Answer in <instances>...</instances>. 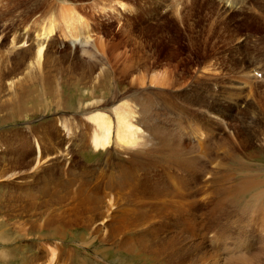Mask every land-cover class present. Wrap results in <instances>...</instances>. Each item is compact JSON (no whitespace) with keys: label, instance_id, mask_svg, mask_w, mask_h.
Masks as SVG:
<instances>
[{"label":"rangeland","instance_id":"374dc122","mask_svg":"<svg viewBox=\"0 0 264 264\" xmlns=\"http://www.w3.org/2000/svg\"><path fill=\"white\" fill-rule=\"evenodd\" d=\"M123 5L125 8L120 9ZM68 9L69 15L63 17L61 10ZM73 16L78 17L81 24L88 25L87 36L84 34L83 37L90 38V43L95 44V53L83 56L78 43L74 44L76 47L71 46L72 41L64 38V21ZM48 21L53 23L54 32L37 37ZM54 40L63 44L60 46ZM50 42L53 43L50 45ZM40 43L43 45L41 52L46 49V58L50 59L47 62L42 59L37 65L32 52ZM254 61L264 63V0H242L235 9L225 7L219 0H0V196L3 197L0 264H31L30 258L35 259L40 254L43 258L35 264H191L192 258L188 254L183 260L175 259L163 246L158 248L155 262L143 258L144 252L135 256L125 253L120 239L108 234L107 224L112 220L104 216L109 206L106 198L100 202L97 215L88 213L87 221L75 222L73 201L64 199L72 190L70 182L87 189L88 195L98 191L97 195L102 196L104 189L108 190V174L112 171L130 177L135 174V186L140 189L143 183L152 187L154 175L164 174L162 166H172L167 169L169 179H161L167 181L164 186L157 184L155 194L159 199L156 204H160L162 211L157 221L149 227L143 224L128 226L129 232L137 237L140 234L152 244L154 238L150 228H159L161 240L176 238L175 235L181 232L182 214L170 206V201L175 193L181 194L179 190L185 183L184 195L190 186L194 188L195 183L199 186L198 196L202 200L197 220L206 224L202 231L210 230L215 223L207 225L206 208L218 198L215 187L229 182L234 184L240 171L230 169V159H224L223 150L216 151L215 145L200 159L204 169L210 159L221 161V166L217 164L211 173L205 175V170L198 171L200 167L194 173L179 170L175 163L164 160L168 157V149L151 133L147 134L151 137L148 146L131 150L111 146L94 151L88 136L75 134L83 130L88 133L84 116L79 115L113 98L119 100L117 106L129 104L139 114L146 106L144 111L149 122L152 118L153 124L169 130L168 136L174 131L178 133L182 137L181 147L190 144L202 150L207 139L200 143L198 132L205 130L204 124L213 125L218 120L209 116L220 113L223 117L228 106L227 116L233 118L225 122L231 125L223 131L212 128V135L214 139L228 142L233 136L236 156L244 165L261 166L262 179L264 155L255 153L251 161L246 155L262 148L256 140H264V106L260 105L264 101V86L259 87L260 83L257 86L258 91H262V100L254 97V91L243 89L236 82L239 67L252 71L257 65ZM121 69L124 74L120 73ZM165 73L169 74V80L161 85L155 82L156 78L162 80ZM26 80L36 83L33 84L41 95L36 94L39 96L37 105L27 103L20 112L17 103L23 96L18 83H26ZM241 93L244 94L242 98ZM164 94L168 95L166 103ZM228 97L234 99L229 102ZM111 107V104L101 106L106 111ZM80 127L83 130L78 129ZM136 127L142 130L141 125ZM242 129L247 130L248 136L235 137L234 132ZM246 137H250V141L242 145ZM194 139L200 144H192ZM36 147L40 148L38 157H35ZM34 158L42 164L31 170ZM62 175H66L69 183H62ZM217 176L221 181H217ZM171 177L179 188L168 184ZM224 178L229 180L222 181ZM259 187L263 190L264 183ZM112 190L110 192H115ZM164 190L168 192L166 195ZM205 192H208L207 196ZM229 196L230 204L234 203L232 200H241ZM244 199L246 201L248 196ZM165 200L169 201L166 203ZM225 200L222 199L224 205ZM115 205L119 207L115 210L119 214L128 213L130 207L143 209L141 203L117 201ZM263 210L264 205L259 207V214ZM56 213L60 215L58 218ZM68 219L73 221L65 225L64 221ZM221 231L224 238L229 239ZM237 236L244 235L237 232Z\"/></svg>","mask_w":264,"mask_h":264},{"label":"bare ground","instance_id":"6f19581e","mask_svg":"<svg viewBox=\"0 0 264 264\" xmlns=\"http://www.w3.org/2000/svg\"><path fill=\"white\" fill-rule=\"evenodd\" d=\"M220 1H221L222 5H224L225 7L228 6L232 9H235L236 6L238 4H240V2L242 0H223V1L219 0V2ZM118 4H121V3H118ZM119 8L123 9V8H125V6L124 5L119 6ZM69 13H70V11L68 9L66 11L61 10L60 14H62V16L63 15L67 16V14L69 15ZM75 16H78V15H75ZM64 23H65V26H64L65 31H64L63 36H64V38L72 41L71 46L78 43L76 45H78L77 46L78 49L79 48L82 49L81 52H83V56H84V54L89 55V54H91V52L95 53V50H96V48L94 47L95 44L92 45L90 43V38L88 39L87 37H83L84 34H86L85 32L87 30L88 25H83V23L81 24V21L78 19V17H74V16L67 18V21H64ZM53 26H54L53 23L51 21H48L44 28H41L42 26L40 27L42 30L40 29V31L38 32V34L36 36L39 37L40 35L43 36V35L51 34L52 30L54 32ZM55 32H56V30H55ZM86 36H87V34H86ZM22 37L23 36H20V38H22ZM42 39L44 40V38H42ZM46 39H47V37H46ZM48 39H50V38H48ZM38 40H39V38H38ZM63 41H65V40H63ZM53 42H55L56 44L57 43L60 44V46H61V44H63L62 41L54 40ZM53 42H50V45ZM40 44L41 45L39 47H37V48L34 47L35 49L33 48V52H32V59L35 61V63L37 65H39V63H40V61H42V59L43 60L45 59L44 62H47L48 59H50V58H46V56H47L46 49L43 48L44 51L41 52L42 51L41 46H43V45H42V43H40ZM76 45H74V47H76ZM66 56H68V54ZM256 60H258V59L256 58ZM82 61H84V60H82ZM262 62H264V61H262ZM129 64H130V61H129ZM255 64H257V65H255L254 69L252 68V71L250 69H248V70H250V71H248L247 67L243 68L240 66L239 72L236 73L237 74L236 77L238 76L236 82L238 81L237 84L242 86L243 89H248V91H252V92L254 91L255 92L254 97H256V99L258 97H259V99H261L262 98V91H260V90L258 91L257 86H259V83H260L259 87L264 86V63H261V61H260V62H255ZM125 68H126V66H125ZM117 72H119V71H117ZM120 73L124 74V70H122ZM167 79L169 80V74L165 73L162 80H158V78H156L154 80H155V82L160 83L159 85H161V84L165 83L167 81ZM27 80H26V83H23L21 81L18 83L19 85H21L20 86L21 91L19 90V92H21V94L23 96V97H19V95L17 94V96L19 97L18 99L20 100L17 103V107L20 110V112L23 111V109H25V106L27 105V103H30V104L32 103L33 105H37L39 102V98H38L39 96L37 97L36 94L41 95V94L37 93L38 89L35 88L34 84L36 85V83H34L32 81L33 79L31 80L32 83H31V81H28V83H27ZM13 85H14V83H13ZM32 85H33V87H32ZM235 85H236V83H235ZM229 87H230V85H229ZM233 89H235V88H233ZM259 89H261V88H259ZM232 92H233V90H232ZM51 94H53V93H51ZM241 94H243V93H241ZM241 94H240V96H241L240 98H242L244 96V94L243 95H241ZM163 97H164V99H163ZM163 97H162V99L165 100L164 102L166 103V98L168 97V95L164 94ZM233 97H235V96H233ZM233 97H228L227 100H229V102H230V101H232V99H234ZM243 100H245V99H243ZM262 100H263V98H262ZM164 102H163V104H164ZM118 103H119V100L116 98H113L108 103H106L104 105H98V107L96 104V107H93V106L91 107L92 111L82 112L79 115V117L84 116L83 122L87 123V125H88L87 129H86V131H88V133H86L85 130H83L80 127L78 129L83 130V131L75 132V134L77 136H81V135L88 136V141H89L90 147H92V149L94 151H101V150L107 149L111 146H118V147L123 148L125 150H131L133 147L141 148L142 145L148 146V145H150L148 140L151 137L148 136L147 134L151 133V135L154 138H160L161 145L167 147V149H168V152L166 153V155L168 157H165L164 160L167 162L175 163V165L179 168V170L181 168L182 170L184 169V171L190 170L192 173H194L197 171V167H200V169L198 171L203 172L205 170V175H208L209 173H211V170L213 168H215V166L217 164H219L221 161L218 163V161L216 159H212V160L210 159L208 161L209 165L205 164L206 169H204V164L202 165V161H200V159L203 157L202 156L203 154H206L207 152H210L212 150V145H215L216 151L221 152V150H219V149L223 150L221 153L222 154L224 153L223 154L224 159H226V160L230 159V169L239 170L240 175L237 179V182H235L234 184L229 182L227 185H224L222 187H215L214 191H215V193H217L218 198L214 199L215 201L213 200L212 203L210 202L209 207L207 206L208 208H206V209L208 210V213H206L207 217L205 218L207 220V225H209L211 222H213L215 224L212 225L211 229L208 231H202L206 227V224L205 225H204V223L202 224L201 223L202 220H200V221L197 220L198 216H200V214L198 213L199 212L198 211L199 206H200L199 202L202 199L199 198V196H198L200 190H199V186H197L196 183H195L196 188L195 187L192 188L190 186V188L187 189L188 193L184 195V193H182V192H184L186 189L187 183H185V185H183V187L179 190V192L181 194L176 195V193H175V196H173L172 200L170 199L171 200L170 206L176 207V210L178 209V211H179L178 214L179 215L182 214L181 217L183 219V220H181L180 226H179V228L181 229V232L178 235H175L176 238H165L164 237L163 240H161L162 238H159V233H158L159 228H157V229H154V228L151 229L150 228V234H153V238H154L153 239L154 242L152 241V244H150L148 242V240L144 239L140 234H138V237H137L133 233L128 231L129 225L132 226V225H136V224L137 225L143 224V225H145V227H149V226H151L150 223H155L157 221L156 219L162 214L161 206H159L160 204H156V201L159 199V197L157 198V194H155V193H156V189L158 188L157 184L162 183L164 186L165 180L162 181L161 179H165V178L169 179L170 176L168 174V170L172 166H162L164 174L154 175V178L152 181V187L148 186L146 183H143L142 187L140 189H136V186H135L136 175L135 174L131 175V177H130V175L119 174L116 171H112L111 173L108 174L109 180H108L107 188L109 191L107 189H104L105 192L103 193L102 196L97 195L98 191H94V192L92 191L93 193L88 195V192H86L87 189L85 190L82 186L80 187V186H78V184L75 185L74 182L71 181L70 186H71L72 190H71V192H69L70 194H68L67 197H64V199L69 200V201H73L74 206H73V213L72 214H74L76 216L75 222L83 223V222L87 221L89 219V217L86 216V214H88V213H91L93 216L97 215L99 213V210H100V206H99L100 202L106 198V205H109V206L107 207L108 210L106 209V211H105L106 213H104V216H105V218L112 220V223L107 224V225H109L108 234L114 239H117V238L120 239V244H121L124 252L127 253L129 256H131V255L135 256V254L140 255L142 252H144L143 258L147 257L149 259H152L153 262H155L158 248L160 246H163L164 250L170 251L169 256L173 257L175 259L177 258V259L183 260L184 255L188 254L189 258H192L191 264H264V210L261 211V214H259V212H258L259 207L264 205V189L260 190V187H259V184L264 183L263 182L264 178L262 177V179H261L260 173H259V169H262V167L256 166V167L252 168L251 166L244 165L239 160V158L235 154L236 148H235V139L233 136L230 135L231 136V142H228L224 139L223 140L214 139V137L212 135L213 134L212 128L218 127V129L220 128V130L223 131V130H226L228 128V126L231 125V124L225 122V121L229 122L233 118V117L231 118V116L230 117L227 116V115H229L228 112L230 111V108L228 106L226 107V109L229 108V110L227 112H226V109H225V111H223V113H222L223 117L221 116L220 113H218V115L213 116V117L209 116V118L212 120L213 119H218V120H216L213 125H209L210 124L209 122H208V124L206 123V125L204 124L203 126H206L205 130L203 132H198L197 137L200 140V143H203V140L205 141V139L208 140V141L206 140V142H205L206 144L203 145L202 150H199L196 146L190 145V144L184 145L181 147L180 146V142H181L180 139H182V137L178 133H176L173 130L174 134L172 133L168 136V134L171 133V132H167L169 130L165 131L164 128H160L157 124H153L154 122H153L152 118H151L152 121L150 120V122H149L146 119V116H145L146 112L144 111V109H146V106H144L142 108L141 113L139 114L137 109H135L131 105L123 104V105L117 106ZM110 104L112 105L110 111H106L105 109L101 108V106H107ZM260 105L264 106V101L261 102ZM175 106H177V104ZM246 106H248V104ZM177 109H178V107H176V110ZM252 114H254V113H252ZM146 115H148V114H146ZM177 116H180V114H177ZM161 117H163V116H161ZM229 118H231V119H229ZM223 119H224V121H223ZM250 119H251V121L253 120V118H250ZM253 121H255V120H253ZM136 125H141L142 130L137 128ZM246 131L244 129L237 130L234 132V136L235 137H238L241 135L248 136ZM62 132H63V130H62ZM220 135H222V134H220ZM173 138H174V141H173ZM195 140L196 139L191 140L192 141L191 143L193 144L195 142L198 144L199 142L195 141ZM249 141H250V137H246L245 140L242 142V145H247L249 143ZM256 141L262 146V148H260L257 151L247 153L246 158L248 161H251L253 159V157H255L254 156L255 153H258L259 156H261L262 154L264 155V140H256ZM171 143L173 145L170 147ZM62 154H63V152H62ZM208 155H209V153H208ZM38 156H40V148L36 147L35 157H38ZM204 156H206V155H204ZM63 162L65 163L66 160H64ZM71 162H72V160L70 159V163ZM223 162L225 163V161H223ZM224 163H222L223 166H224ZM31 164H30L31 170H35L42 164V162L38 161L37 158H34V160L31 161ZM164 167L166 170H164ZM29 169H30V167H29ZM215 170H217V169H215ZM192 173H190L191 174L190 176H192ZM261 174L263 176V173H261ZM188 176H189V174H188ZM188 176L186 175L185 177L188 178ZM61 177L63 178L62 183H64V182L69 183V181H66V178H67L66 175H62ZM216 179H217V181H221V177H219V176H217ZM182 180H180V182ZM226 180H229V178L222 179V181H226ZM235 181H236V179H235ZM114 184L118 187L117 190H115ZM168 184L170 186L171 185L174 186L173 188H175V187H176V189L179 188L177 186L178 184L175 185V183L172 181V177L169 180ZM66 185H67V183H66ZM66 185H65V187H66ZM98 188H99V186H98ZM163 188H165V187H163ZM112 189L115 192H110V190H112ZM176 189H174V190L176 191ZM200 189H201V187H200ZM106 191L108 193H106ZM159 193H160V191H159ZM167 193L164 190V195H166ZM171 194L174 195V193H171ZM207 194H208V192L204 193L205 196H207ZM204 195H203V198H204ZM229 195L240 197L241 200L239 202H238V200H232L234 203L230 204L229 203L230 199L229 200L227 199V197L228 198L230 197ZM169 196L171 197V195H169ZM211 196H214L213 193ZM245 196H248V199L246 200V201H248L247 202L248 204L246 203V201L244 199ZM205 199L207 200L209 198H205ZM222 199L225 200V203H226L225 205L222 202ZM2 201H3V197L0 196V205H1V203H3ZM117 201L118 202L119 201L120 202H126V203H137V204L141 203L143 205V209L142 210H136L135 208L130 207L129 208L130 210L128 213L119 214L118 212H116V211H118V208H119L118 206L115 205L117 203ZM161 201H163V199ZM168 201L169 200H165L166 203ZM59 202L62 203L65 201L60 200ZM230 202H231V200H230ZM208 203H209V201H208ZM201 205H202V203H201ZM114 206H115V208H113ZM66 209L70 210L71 208L66 207ZM171 209H173V208H171ZM110 211H111V213H110ZM143 211H146V212L144 213ZM58 213H56V215H55V217H57V218L60 216ZM171 215H173V214H171ZM179 215H178V217H179ZM221 215H223L224 218ZM72 221H73L72 219H68V220L64 221V224L69 225ZM48 226L49 225H47L46 227H48ZM34 227H35V224H34ZM221 229L224 231L226 236H229V239L224 238V235H223ZM237 232L242 233L244 236H242V237L237 236ZM234 236H236V237H234ZM242 238H245L246 241L241 240ZM164 242L169 246V248H167V246L164 244ZM174 242H177L178 244H175ZM137 245L139 246V249L137 248ZM246 245H247V248H246ZM41 251H43V250L41 249ZM158 253L162 254L161 252H158ZM238 253H240V254H238ZM42 258L43 257L41 256V254L37 255V257L35 259L30 258V260L32 262L31 264L37 263Z\"/></svg>","mask_w":264,"mask_h":264},{"label":"crops","instance_id":"0c3cea01","mask_svg":"<svg viewBox=\"0 0 264 264\" xmlns=\"http://www.w3.org/2000/svg\"><path fill=\"white\" fill-rule=\"evenodd\" d=\"M234 237H236V236H234ZM234 237H233V238H234ZM233 238H232V239H233ZM242 240H244V239H242ZM238 254H240V253H238ZM236 255H237V254H236ZM32 257H34V256H32Z\"/></svg>","mask_w":264,"mask_h":264}]
</instances>
